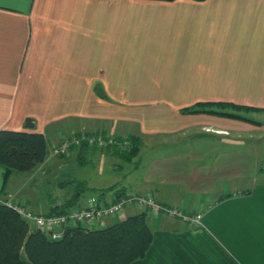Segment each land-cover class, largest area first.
<instances>
[{"label":"crops","instance_id":"crops-1","mask_svg":"<svg viewBox=\"0 0 264 264\" xmlns=\"http://www.w3.org/2000/svg\"><path fill=\"white\" fill-rule=\"evenodd\" d=\"M207 102L264 109V0H0V130L48 149L2 192L0 168V202L47 213L75 193L51 195L66 182L104 203L151 195L201 218L147 215L152 242L132 264H264V112L181 113ZM80 132L136 153L51 155Z\"/></svg>","mask_w":264,"mask_h":264},{"label":"trees","instance_id":"trees-1","mask_svg":"<svg viewBox=\"0 0 264 264\" xmlns=\"http://www.w3.org/2000/svg\"><path fill=\"white\" fill-rule=\"evenodd\" d=\"M253 111L264 112V109L227 102H207L184 108L181 113L209 114L258 124L246 116ZM24 128H34L31 119L25 120ZM131 142L128 154L132 156L136 149L134 140ZM47 153L45 138L40 133L0 130L1 192L13 173L31 172L45 160ZM70 184L66 182L60 187L66 188ZM77 194H81L80 190L47 213L64 214L76 207ZM147 217L146 212H140L104 228H70L61 239L51 240L31 230L14 210L0 202V264H132L145 256L152 242Z\"/></svg>","mask_w":264,"mask_h":264},{"label":"built area","instance_id":"built-area-1","mask_svg":"<svg viewBox=\"0 0 264 264\" xmlns=\"http://www.w3.org/2000/svg\"><path fill=\"white\" fill-rule=\"evenodd\" d=\"M88 146L98 150L116 148L125 153L132 147L129 138H116L104 136L101 133L87 134L80 132L53 145L51 155L55 157H67L72 148ZM14 210L29 226L31 230L38 231L51 240H59L70 228H91L96 225L100 228L105 222L120 215L126 207H135L147 215L163 214L171 219H180L184 222L199 223L201 215L194 217L184 214L177 208L165 207L159 204L151 195L120 196L115 200L104 203L95 197H90L85 204L78 205L64 214L50 215L49 213L36 212L20 202H1Z\"/></svg>","mask_w":264,"mask_h":264},{"label":"rangeland","instance_id":"rangeland-1","mask_svg":"<svg viewBox=\"0 0 264 264\" xmlns=\"http://www.w3.org/2000/svg\"><path fill=\"white\" fill-rule=\"evenodd\" d=\"M216 92H218V90H216ZM252 113H255V112L254 111L253 112H249V113H247V115L248 114L251 115ZM242 114H245V113H242ZM262 164L264 165V162ZM88 168H89V161L87 160V162L85 163L84 169L82 168L83 170L81 169V170H79V172L81 171V174H83V175L85 174V177H86V171H87ZM70 183L71 184L69 186H67V188L65 190H63V191H62V188L54 186V189H53L51 195H53V196L56 195L57 198H60V197H62L65 194L67 195V193H68V195H70L71 193H74L72 191L80 190L81 197L79 199V204H82V205L85 204L86 200L88 198H90L89 196H91L92 191L89 190V189H83V188L81 190L80 186H77V185L73 184V182H70ZM134 208L135 207H129V206L126 207L124 209V211L120 215L116 216L115 218H113L111 220L106 221L105 225L108 226V225L114 224V223L122 220L123 217H128V216H131L132 214H135V211L131 210V209H134ZM43 211H46V210H43ZM91 228L99 229L100 227H98L96 225H93Z\"/></svg>","mask_w":264,"mask_h":264}]
</instances>
